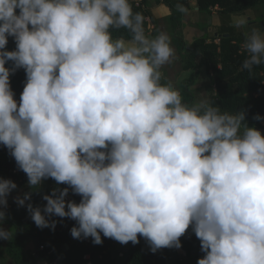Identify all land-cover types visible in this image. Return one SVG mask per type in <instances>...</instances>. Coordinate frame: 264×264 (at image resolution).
Here are the masks:
<instances>
[{"label":"clouds","instance_id":"9594fccd","mask_svg":"<svg viewBox=\"0 0 264 264\" xmlns=\"http://www.w3.org/2000/svg\"><path fill=\"white\" fill-rule=\"evenodd\" d=\"M143 22L129 0H0V144L30 188L67 185L44 194L43 209L26 204L30 192L14 202L37 227L69 218L73 238L97 245L101 233L121 244L139 234L153 252L178 249L191 226L205 253L197 264H264V136L244 111L221 113L206 96L188 106L162 84L174 49L166 33L148 39ZM119 28L131 39L113 38ZM243 48L242 70L264 65V31ZM21 68L18 105L10 76ZM16 188L0 178V223Z\"/></svg>","mask_w":264,"mask_h":264},{"label":"trees","instance_id":"16d2710c","mask_svg":"<svg viewBox=\"0 0 264 264\" xmlns=\"http://www.w3.org/2000/svg\"><path fill=\"white\" fill-rule=\"evenodd\" d=\"M136 0H129L134 13L142 10L136 6ZM172 11H178L177 4H184L190 9L191 0H163ZM198 11L211 17L212 10L217 9L216 16L219 24H210L205 27L202 37L186 45L184 53L185 63L182 65L184 71H192L188 82L192 83L198 72L204 68L207 81L201 91L207 93V98L212 105L218 107L221 113L236 114L245 112V123L249 127L264 129V119L256 120L259 115L264 117V65L255 66L251 72L242 70L241 65L247 58V51L243 44L247 34L256 28L264 29V0H194ZM17 14L19 9L16 10ZM255 12L262 15L259 25L254 28L246 26L236 28L231 25V17L244 15L251 21L255 19ZM211 20V18H209ZM212 28V30H211ZM14 41L8 37V42ZM217 41V42H216ZM9 43H7V50ZM12 67L9 61L5 65ZM26 82V74L23 68L18 69L10 76V84L15 93L14 99L18 102ZM162 84H167L161 79ZM191 106L190 99L182 101ZM0 178L10 179L17 185L8 196L15 198L31 193V201L34 207H43L46 201L42 199L44 194H51L54 188H63L67 185L57 183L51 179L42 181L38 189H32L28 185L26 174L21 171L9 150L0 144ZM66 200H74L79 203L81 197L69 190ZM6 217L3 224L9 225L12 236L9 240L0 239V264L9 255L15 264H182L174 259L176 248H160L151 251L149 243L138 234L139 243L126 244L127 251L123 254V260L117 261L116 246L118 241L106 238L101 233L102 244H94L92 238L76 239L71 235V228L76 222L69 218L50 217L57 221L53 230L50 227L39 228L35 225L26 206H18L14 201L5 209ZM189 226L186 233L180 237L181 249L186 252L191 264H197L199 258H203L201 242ZM115 245V247H113ZM67 246V248L65 247Z\"/></svg>","mask_w":264,"mask_h":264},{"label":"rangeland","instance_id":"374dc122","mask_svg":"<svg viewBox=\"0 0 264 264\" xmlns=\"http://www.w3.org/2000/svg\"><path fill=\"white\" fill-rule=\"evenodd\" d=\"M190 4H193V6L196 4L193 0L190 2ZM262 12H264V8L261 9ZM260 13V12H258ZM257 15V12H255ZM144 17V16H143ZM151 19L152 16H149ZM152 20V26L153 29L148 30V22H143V29L144 34L147 37L148 32L151 30L152 33H150L151 38H155L160 33H166L170 37V46L174 49L175 56L171 60V62L165 64L160 71L162 72V78L167 81V84H171V86L177 90L182 98V101L190 99L191 106L197 103L202 96L207 97V93L201 91L200 86H203L206 82V79H208V76L205 74L204 68L200 70V72H203L201 74L200 78H196L191 85L187 86V92H184V90L181 89V83L186 79H181V73H183L182 65L185 63L184 53L186 52V45L188 43H185V35L184 32L188 29L189 26H195V23L202 22L203 26L206 27L209 25V20L205 15H200L199 13H196L193 9H188L187 12H180V11H172L167 9V6H163L160 8L159 13L156 15V20ZM212 30V28H211ZM256 30H262L264 29L262 27L256 28ZM246 31L248 32V28L246 26ZM191 32V31H189ZM192 32L195 33L193 35L192 33H189L187 35L188 41H191L193 38L201 37L205 30H193ZM111 35L113 38L123 37L125 39H131V33L125 29V28H119V29H112ZM9 45V51L15 50L16 44L15 41L8 42ZM244 49V48H243ZM169 78V80H168ZM205 80V81H204ZM191 86V87H189ZM264 124V123H263ZM261 131L262 136H264V129L257 128ZM7 228V227H5ZM192 229V228H191ZM121 247H126V244H121L117 246L116 248V258L117 261L123 260V254L125 252L117 251V249ZM182 262H186L187 264H191V260H189L187 257H184ZM13 263V262H11ZM15 264V262L13 263ZM41 264H45L44 262H41Z\"/></svg>","mask_w":264,"mask_h":264},{"label":"crops","instance_id":"0c3cea01","mask_svg":"<svg viewBox=\"0 0 264 264\" xmlns=\"http://www.w3.org/2000/svg\"><path fill=\"white\" fill-rule=\"evenodd\" d=\"M192 1V0H191ZM190 1V2H191ZM194 1V0H193ZM195 3H196V1H194ZM135 3H136V6H139V8L142 10V13H143V15H144V21H146V22H148V30L149 29H153V26H152V20L153 19H155L156 20V15L159 13V10H160V8L161 7H163V6H165L166 4L164 3V1L163 0H136L135 1ZM167 6V5H166ZM190 8L191 9H193L196 13H199L200 15L202 14V13H200L199 11H198V8L196 7V4L193 6V4H190ZM167 9H169V7L167 6ZM170 10V9H169ZM216 11H217V9L216 8H214L211 12H212V14H211V17H209V16H206L207 18H208V20H209V18H211V20H209V25L212 23V24H219V21H218V18H217V16H216ZM202 15H204V14H202ZM149 16H152V18L153 19H151ZM262 15H260V13H257V15L255 14L254 15V17H255V19L253 20V21H251L249 18H248V24H247V27L248 28H254V27H257L258 25H259V23H260V21H259V18L261 17ZM233 17V16H232ZM232 17H231V20H232ZM154 20V21H155ZM209 25H207V26H209ZM231 25L233 26V23H231ZM206 26V27H207ZM193 30H195V31H198V30H205V27L203 26V24H202V22L200 23V22H196L195 23V26H189L188 27V29L184 32V35H185V38H184V40H185V43H188V44H191L194 40H196V39H198V38H200V37H197V38H193V39H191V41H188V39H187V35L189 34V33H192L193 35H195V33L194 32H192ZM189 31H191V32H189ZM206 31V30H205ZM150 33H152V31L150 30L149 32H148V34H147V38L148 39H152L151 38V36H150ZM205 33V32H204ZM203 33V34H204ZM203 36V35H202ZM201 36V37H202ZM202 71V70H201ZM191 73H192V71H183V73H181V79H186V80H184L180 85H181V89L182 90H184V92H187V86L188 85H191V83L190 82H188V79H189V77H190V75H191ZM201 74H203V72H198V75L196 76V78H200L201 77ZM206 74V73H205ZM196 78H195V80H196ZM168 80H169V78H168ZM205 81V80H204ZM206 81H207V79H206ZM194 82V81H193ZM192 82V83H193ZM189 87H191V86H189ZM200 88H202V86H200ZM14 201V198H9L8 199V205H7V208L9 207V204L11 203V202H13ZM6 208V209H7ZM5 227H7V228H5ZM3 228L5 229V230H10L11 229V227L9 226V225H6V224H3ZM118 245H120V243L118 242L117 243V246ZM117 246H116V248H117ZM119 249H126L127 250V247H121V248H119ZM121 252H123V251H121ZM126 252V251H125ZM205 253L202 251V256L204 255ZM4 258L2 259V263L1 264H13L14 262H13V260H12V258L9 256V255H7V254H4ZM184 257H187V254H186V252L185 251H183L181 248H176V250H175V252H174V259H176L179 263H182V264H187L186 262H182V260H183V258ZM188 258V257H187ZM11 262H13V263H11Z\"/></svg>","mask_w":264,"mask_h":264},{"label":"water","instance_id":"95a60500","mask_svg":"<svg viewBox=\"0 0 264 264\" xmlns=\"http://www.w3.org/2000/svg\"><path fill=\"white\" fill-rule=\"evenodd\" d=\"M65 247L67 248V246H65ZM113 247H115V245ZM117 251H123V252H125L127 250L126 249H117ZM119 264H122V263H119Z\"/></svg>","mask_w":264,"mask_h":264},{"label":"built area","instance_id":"2783aa9c","mask_svg":"<svg viewBox=\"0 0 264 264\" xmlns=\"http://www.w3.org/2000/svg\"><path fill=\"white\" fill-rule=\"evenodd\" d=\"M217 42V41H216ZM1 145H3V144H1ZM1 148V147H0ZM66 199H68V198H66Z\"/></svg>","mask_w":264,"mask_h":264}]
</instances>
